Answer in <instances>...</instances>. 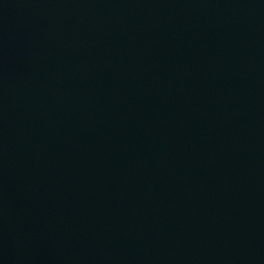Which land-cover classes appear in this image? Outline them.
I'll use <instances>...</instances> for the list:
<instances>
[{"label":"water","instance_id":"95a60500","mask_svg":"<svg viewBox=\"0 0 264 264\" xmlns=\"http://www.w3.org/2000/svg\"><path fill=\"white\" fill-rule=\"evenodd\" d=\"M0 264H264V0H0Z\"/></svg>","mask_w":264,"mask_h":264}]
</instances>
